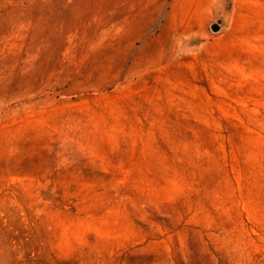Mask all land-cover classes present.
I'll use <instances>...</instances> for the list:
<instances>
[{
	"label": "rangeland",
	"instance_id": "obj_1",
	"mask_svg": "<svg viewBox=\"0 0 264 264\" xmlns=\"http://www.w3.org/2000/svg\"><path fill=\"white\" fill-rule=\"evenodd\" d=\"M0 264H264V0H0Z\"/></svg>",
	"mask_w": 264,
	"mask_h": 264
},
{
	"label": "water",
	"instance_id": "obj_2",
	"mask_svg": "<svg viewBox=\"0 0 264 264\" xmlns=\"http://www.w3.org/2000/svg\"><path fill=\"white\" fill-rule=\"evenodd\" d=\"M212 28H213L214 30H218V29H219V25H218V24H215V25L212 26Z\"/></svg>",
	"mask_w": 264,
	"mask_h": 264
}]
</instances>
